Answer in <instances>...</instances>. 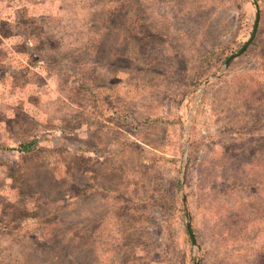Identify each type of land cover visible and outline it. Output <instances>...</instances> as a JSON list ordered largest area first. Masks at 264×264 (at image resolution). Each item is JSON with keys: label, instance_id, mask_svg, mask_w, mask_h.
<instances>
[{"label": "rangeland", "instance_id": "obj_1", "mask_svg": "<svg viewBox=\"0 0 264 264\" xmlns=\"http://www.w3.org/2000/svg\"><path fill=\"white\" fill-rule=\"evenodd\" d=\"M257 2L0 0V264H264Z\"/></svg>", "mask_w": 264, "mask_h": 264}, {"label": "water", "instance_id": "obj_2", "mask_svg": "<svg viewBox=\"0 0 264 264\" xmlns=\"http://www.w3.org/2000/svg\"><path fill=\"white\" fill-rule=\"evenodd\" d=\"M251 1L253 2V4L255 5V8H256V19H255L253 31L251 33V36H250L249 40L237 52L231 54L228 57V59L226 61V64H228L230 62V60L233 59L234 57L242 54L246 50V48L249 46V44L252 42L254 37L256 36L257 29H258V26H259V20H260V8H259L257 0H251ZM182 187H183V179H181V188ZM183 197H184V201H185V204H186V212L188 213L189 209H188V205H187V200H186L185 196H183ZM187 227H188V231L190 233V236L192 237V241H193V243H195L196 239H195V236H194V232L192 230V226H191V221L189 219V215H188V220H187Z\"/></svg>", "mask_w": 264, "mask_h": 264}, {"label": "trees", "instance_id": "obj_3", "mask_svg": "<svg viewBox=\"0 0 264 264\" xmlns=\"http://www.w3.org/2000/svg\"><path fill=\"white\" fill-rule=\"evenodd\" d=\"M258 37H259V35H257L256 37H255V39L253 40V42L251 43V44H253V43H256V41H257V39H258ZM253 139H256V142L255 143H259V141L258 140H260V137L258 136V137H255V138H253ZM32 145H33V141L32 142H27V143H22L21 145H20V149L21 150H23V151H30V150H32ZM168 160H170V161H173V163H174V161L175 160H173V159H171V158H168ZM172 163V164H173ZM172 166V171L174 172V177H175V186H176V188H177V191L179 190V173H180V167H175L176 165H175V163H174V165H171ZM182 218H184V213L182 212V214L180 215ZM181 218V219H182Z\"/></svg>", "mask_w": 264, "mask_h": 264}]
</instances>
